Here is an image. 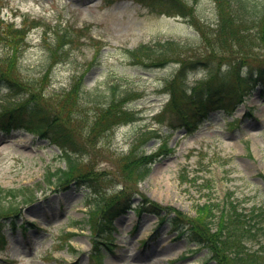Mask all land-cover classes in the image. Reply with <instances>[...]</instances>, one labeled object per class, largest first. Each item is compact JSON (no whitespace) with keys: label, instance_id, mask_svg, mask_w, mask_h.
I'll return each mask as SVG.
<instances>
[{"label":"rangeland","instance_id":"rangeland-1","mask_svg":"<svg viewBox=\"0 0 264 264\" xmlns=\"http://www.w3.org/2000/svg\"><path fill=\"white\" fill-rule=\"evenodd\" d=\"M181 4L179 12L155 13L139 0H0V111L27 101L50 130L46 137L0 133V188L33 199L0 198V264H93L88 218L101 199H127L103 264H215L169 221L136 213L142 198L188 217L224 196L245 212L264 208V91L254 81L264 71V15L235 0ZM220 4L230 9L227 28ZM145 43L153 55L133 60L126 50ZM205 84L236 86L242 95L188 132L165 104L172 91L190 94ZM116 85L134 92L119 100L131 113L98 124ZM143 131L160 133L167 149ZM55 135L75 144L69 150L92 189L47 184V168H64ZM143 143L158 155L136 182L123 166ZM10 206L16 211L7 215Z\"/></svg>","mask_w":264,"mask_h":264},{"label":"trees","instance_id":"trees-1","mask_svg":"<svg viewBox=\"0 0 264 264\" xmlns=\"http://www.w3.org/2000/svg\"><path fill=\"white\" fill-rule=\"evenodd\" d=\"M150 11L157 12V8L174 9L180 11L181 0H139ZM220 2L221 0H217ZM241 7L246 8L249 4V10L264 15V0H235ZM247 3V4H246ZM220 24L227 28L231 21L230 9L219 5ZM247 9V10H248ZM264 34V28H263ZM162 46V45H161ZM167 48L166 45L163 46ZM151 45L141 44L133 50H126L134 60L143 59L145 55H153ZM167 50L160 49L158 51ZM150 59V57H149ZM258 81L263 86L264 91V71L256 75ZM14 88L15 84H9ZM248 87L246 91L249 89ZM111 95L106 108L100 113L98 124L109 121L110 125L122 121L125 115L131 113L127 107L119 104V100L124 96H131L132 91H118L117 85L107 89ZM240 88L236 86H213L205 84L200 88L194 89L190 94L181 92H171V97L165 108L168 111L174 110L180 114L179 127H184L188 132L194 131L198 123L207 119L210 113L218 109L227 110L232 105V101L239 99L242 95ZM74 93V90L71 92ZM119 94V96H116ZM194 105V106H193ZM191 108V109H190ZM187 109V110H186ZM190 109V111H188ZM130 110V109H129ZM38 111L32 106L28 107V102H20L15 107L4 108L0 111V132L8 134L15 130H26L40 137H46L49 134V127L39 124L37 120ZM141 134H155L159 138L160 144L157 149L165 151L167 142L163 141L160 133L145 131ZM52 143L60 145V153L64 161V168L46 169L45 181L47 184L67 187L71 183L84 186L89 189L94 187L91 177L82 174L77 165V159L74 152L69 147L74 148L75 144L64 139L62 135L50 136ZM148 141V140H146ZM145 141V142H146ZM144 142V143H145ZM142 144L138 150L131 152L126 159L123 169L127 175L136 182L144 180L151 171V165L158 153L147 154L142 150ZM75 149V148H74ZM136 149V148H135ZM28 193V194H27ZM23 192L22 189L4 190L0 188V198L20 197L18 202L28 203L33 199L29 192ZM127 199L117 201H105L101 199L100 203L95 202V206L89 213L88 223L92 232V250L91 258L94 264H103L101 260L102 247H109L112 239L114 227L112 221L121 209L127 204ZM142 206L137 207V213L150 212L159 217L160 222L169 221L171 230L177 232L179 237H185L188 242L195 243L200 249H207V256L215 264H264V208L253 207L247 212L235 203L231 197H225L221 201L205 203L197 206L194 217H188L169 206H161L142 198ZM146 209H143L145 208ZM10 211V212H9ZM9 213L16 211L15 206H10ZM3 214L0 210V215ZM172 214L173 219L170 222L168 216ZM14 225V223H12ZM102 240V242L100 241ZM3 241V234L0 236V243ZM99 245V246H98Z\"/></svg>","mask_w":264,"mask_h":264},{"label":"bare ground","instance_id":"bare-ground-1","mask_svg":"<svg viewBox=\"0 0 264 264\" xmlns=\"http://www.w3.org/2000/svg\"><path fill=\"white\" fill-rule=\"evenodd\" d=\"M168 251H169V250H168ZM166 253H168L167 250H166ZM172 256H173V254H172ZM168 257H169V253H168Z\"/></svg>","mask_w":264,"mask_h":264}]
</instances>
